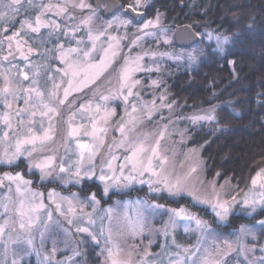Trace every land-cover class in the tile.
Wrapping results in <instances>:
<instances>
[{
	"label": "rangeland",
	"instance_id": "rangeland-1",
	"mask_svg": "<svg viewBox=\"0 0 264 264\" xmlns=\"http://www.w3.org/2000/svg\"><path fill=\"white\" fill-rule=\"evenodd\" d=\"M52 2V13L46 14V20H56L65 22V26L80 25L81 21L91 15L88 11H81L78 8H72L71 4H78L80 0H50ZM85 3L91 5L89 0H84ZM150 3L151 0H148ZM68 5V14L74 16L75 19L68 21L67 17H58L56 15L57 6ZM129 4V3H124ZM22 8V7H20ZM19 8V13H21ZM91 8L94 11L93 5ZM145 9L140 8L138 11L143 12ZM0 11H2L0 9ZM4 11V9H3ZM95 17L90 26L85 25L79 29V35L77 40L83 38L85 43L77 45L75 41L68 42L65 39V49L79 47L83 50H89L93 47L92 41L88 40L89 27L93 36L97 35L102 31H107L108 37L119 38V48H115L118 55L115 58L111 57L109 51L107 60L110 62L107 72L102 78L101 83L96 89H93L97 93V97L100 93L108 95L112 93L116 94L119 88L121 78V68L124 64V57L141 56L142 60L140 63L145 68H150L152 71L139 72L135 74V79L141 81V86L134 89L140 93V97L133 100L132 103L136 106V111L133 112L131 105L125 106L120 100L109 102L105 105L108 110L115 109V116L111 117L103 127L108 129L107 133L103 136L104 144L101 146L96 144L100 149L96 163L99 165L100 161L104 158H110L111 155H115L118 159L116 164L119 165L124 162L125 155H131L128 148L133 143L143 142L148 147H156L157 141H159V153L161 157H166V163L164 164V175L170 177L172 180L180 178L185 191L172 198H178L181 196L189 198L192 203L198 205L202 209L209 211L210 218L204 215H200L197 211L190 209L187 206H171L166 205L156 200H149L150 195L160 196L167 195V193L150 192L147 184L136 183L134 186L127 189H113L111 192H130L134 190V196H125L124 198H116L113 202L105 204L103 200H107L109 195L103 196L101 199L97 194L96 190L86 184L85 181L82 185H64L61 179L56 176L59 171L56 168L52 172V176L48 179L41 180V175L38 170H33L31 173L28 171V161L25 157H21L18 161L17 166H7L0 164V175L4 173H20L24 180L31 181L30 185L22 186L21 191H16V186L13 184L8 185L7 181L3 185H0V201L8 205V210H5L0 206V224L4 223L5 220L9 221V226L6 229L3 237H0V264H12L15 259L17 264H47L44 260V256L52 252L53 247L56 251L51 256L52 264H56L58 261H67V264H71L68 261L69 257L75 261V264H105V255H101V250L106 247L105 239L101 237L100 245L96 246L86 235H82L76 232L78 227H87L88 214H93L92 218L96 220V224L92 226L93 229H99L100 221L103 217V228L105 236H109L110 231V243L108 247H112L114 252H117L116 258L119 261L125 262V264H168L170 258L169 253L177 251L175 245H181L185 248H191L192 252L182 255L189 257V264L191 259H196L197 264H201V261L207 259L210 264H247V261L264 257V226L256 223V221L264 220V211H260L257 208L256 213H251V209H246L241 203L244 193L250 195L259 196V193L264 191L259 187V183L253 187L251 185V179L256 175V171L243 186H238L232 180L220 181L216 176L208 177L205 172V163L202 158V146L190 145V140L193 136V130L200 124H210V121H193V117L198 115H204L208 110L215 108L213 113L218 119L219 105H213L205 107L199 111L193 113H182L179 108L169 99L167 88L164 86L163 76L169 75L172 67H192L200 55L199 52L202 48L190 47L189 49L178 48L174 45V29L167 26L163 21L162 14L160 15L159 24L150 29L151 35H143L140 33L141 39L133 44L132 41L136 39L137 29L140 28L144 21L148 19H154L155 16L147 14L143 16L139 23H136L131 17L124 15L123 11L114 12L115 14L104 19L99 11V14L94 11ZM17 15V16H18ZM97 16H99L97 18ZM119 20H131L132 23L129 26H123L118 21L112 25V28H107V25L114 21L116 18ZM29 19L25 17V20ZM45 19V18H44ZM24 20L21 19L20 22ZM19 23V22H18ZM9 23L0 20V39H6L11 36L14 32L12 29L7 33L3 32L4 28L9 29ZM20 23L16 32L20 31ZM199 33V32H198ZM205 33H211L213 39L209 40ZM48 34V32H47ZM204 39L208 42H213L216 45L215 36L217 34L227 36L214 30L203 31ZM200 39L202 34L199 33ZM109 43L115 45V41H110L104 36H100L95 41V51L92 52L93 57H104L105 51L108 50ZM26 43L25 45H27ZM52 44V46H54ZM23 47V45H21ZM7 44L0 50V57H4L8 54ZM199 48V49H198ZM147 53V55H145ZM193 55L196 57L195 60H190L189 56ZM59 54L57 53V57ZM179 57V59H177ZM68 61L71 64H82L83 68L76 69L75 77L71 74L69 79L75 80L81 77V74L86 72L88 75L94 76L99 71L98 67L93 65H99V59H93L89 64L87 58L82 56V53H69ZM23 63V62H22ZM59 63V62H58ZM61 64V63H60ZM64 67L61 64L60 68ZM159 71H156V69ZM4 69H11L10 75L13 77L12 87L19 88L21 79L16 78V69L12 68L11 64L0 61V71ZM50 76H55V82H61V75H57L53 72ZM159 81V86H152V81ZM64 84L63 87H66ZM3 86V79L0 77V87ZM23 88H28L27 82H22ZM52 86V81H50ZM62 87V88H63ZM93 91H88L85 94H81L82 98L79 100L77 105L71 110L62 108V115L56 124V135L53 140L49 142L44 151H36L32 155V160H40L46 156L55 155L56 163L67 160L69 157L72 161L77 159L78 149L76 148L75 138H69L67 136L68 120L72 115V112H77L80 104L87 105L89 102L92 104V110L85 112H78L73 121V126L84 125L87 130H91V119L94 117L96 120H100L103 115L104 109H101L99 114L95 111V105L101 103V101L93 96ZM75 95V94H74ZM166 95V103L171 105V108L161 107L160 96ZM84 96V97H83ZM35 98V97H34ZM12 124L13 131L6 142L0 141V152L5 147H11L15 143V138L19 135L27 134V127L29 121V113H25L22 117L16 116V110L25 107H32L35 111L39 112L43 105L39 100L33 99L32 104L26 106L23 102V98L18 100H12ZM155 101V107L152 109V114L149 116L148 109L145 105H151V102ZM44 103H48V100H44ZM8 111L0 103V114ZM22 119L23 125L18 126V121ZM123 121V125L126 129L125 135L122 136L119 126ZM39 118L37 117V131L39 129ZM45 127L47 122L45 121ZM4 128L3 124H0V135H2ZM83 130V129H82ZM161 133L163 136L161 137ZM126 137V138H125ZM87 140L88 143H96L91 137L82 138V142ZM124 141L123 146H120V142ZM30 150V149H29ZM151 153H149L150 155ZM155 163V162H154ZM21 165L26 166L28 175L21 169ZM67 167V165H65ZM264 168V167H262ZM195 169V171H192ZM156 170L160 171L159 165L156 164ZM37 176V183H34L32 175ZM118 174V173H117ZM127 174V173H125ZM145 180L148 176L144 177ZM87 182H96L102 190V185L98 181L91 180ZM45 187L46 185H50ZM91 187V188H90ZM73 188L72 190H70ZM146 189L147 197L139 195L135 190ZM213 188L216 192L221 194L224 199H231L235 196L237 198V204L233 206L229 219L226 223H220L214 221V216L211 208L201 202H198L195 197L199 196L201 200L208 198L212 195ZM30 189V191H29ZM59 194L63 197H69L71 193H77L78 198L73 200V205L77 209L76 214L73 216L69 214L67 219L63 216H54L53 220L56 224H49L48 228L45 229L44 224H48L46 214L41 211L40 217L44 221V224H40L33 228L31 236L34 240L35 249H29L26 243H23L25 238L29 235L26 230L19 229V223L21 217L17 209L21 208L23 203V209L25 212L28 211L29 207L38 202H43L45 206H50L51 201L49 199V193L51 191ZM110 192V193H111ZM91 193L96 194V199L99 201L98 204L92 205L87 201L83 200V197ZM145 194V193H144ZM171 197V196H168ZM7 198V199H5ZM152 205H161L162 207L154 208ZM65 207L67 205L65 204ZM181 208L187 209L189 213L198 216V218L208 221L215 231L209 232L208 230H200L194 221L189 220L184 216H173L171 210H179ZM95 209V211H94ZM111 209V212L107 210ZM50 210V208H49ZM244 215L246 219L239 220L234 226L235 228L229 229V233H223L217 229L215 223L220 226H225L230 222L231 217L235 215ZM256 215L255 221H250ZM68 219H72L73 223L69 224ZM213 222H212V220ZM248 220V221H247ZM174 221V222H173ZM244 225L249 227L255 239L252 235L241 234L239 229ZM167 227L168 235L165 236L164 229ZM188 229V231H185ZM43 233V239L41 238ZM175 241V244L173 243ZM246 246L247 248H255L254 252L244 253L241 251V247ZM25 250L31 252L30 255L24 256L23 260H20V256ZM79 252L77 256L75 253ZM36 253H39L37 255ZM195 253V255H193ZM245 255L247 259H245Z\"/></svg>",
	"mask_w": 264,
	"mask_h": 264
},
{
	"label": "snow or ice",
	"instance_id": "snow-or-ice-1",
	"mask_svg": "<svg viewBox=\"0 0 264 264\" xmlns=\"http://www.w3.org/2000/svg\"><path fill=\"white\" fill-rule=\"evenodd\" d=\"M0 3L3 4L4 8V11H0V20L12 23L13 25L19 22L21 29L19 32H14L6 39H0V50L3 49L5 44H7L9 52L8 56L0 57V61H7L9 64H11L9 57L11 56L13 59L15 58V53L13 51L15 48V52H18L22 61L25 62V69H16V78L21 79L22 82H31L28 88H13L11 86L13 81V77L10 75L11 69H4L3 71H0V77L3 79V86L0 87V103H3L4 107L8 109V111L0 114V124H3L4 128L6 129L3 131L2 135H0V141L6 142L10 136V133L13 131L11 112L12 103L9 100V97H11L12 100L23 98V102L26 106L31 105L33 97H35L43 105L39 112L35 111L32 107H25L16 110L17 117H22L25 113L30 114L27 134H18V136L15 138L14 145L11 147H5L3 151L0 152V164L18 167L19 165L17 164V161L23 156L28 161V171L31 173L34 169L38 170L41 175V180L51 177L52 172L58 168L59 171L56 173V176L61 179V182L64 185H82L83 181L95 180L103 186L101 193L102 196L109 195L113 189H127L134 186L136 183L147 184L150 192L167 193L168 196L171 197L181 195L185 191L181 179L176 178L175 180H172L170 177L164 175V164L166 163L167 158L161 157L159 153V141H157L156 147H148L143 142L131 144V146L128 148V151L131 152V155H125L124 162L119 165L116 164L118 158L115 155H111L110 158L102 159L99 165L96 163L97 155L100 151L96 144L101 146L104 144L103 136L108 131V129L102 125L106 124L111 117L115 116V109L113 108L108 110L105 105L109 102L120 100L125 104L126 108L127 106L131 105L133 112L136 111V106L132 103V101L140 97V93L138 91H134V89L141 86V81L135 79V74L139 72L152 71V69L145 68L140 63L142 57H131L130 55L128 57H124V64L121 68L120 84L116 94L113 95L112 93H109L108 95H104L100 93L97 97V93L93 91V89L97 88V86L101 83L105 73L107 72L110 63L107 60L109 51L111 52L112 58H115L118 55V53L115 51V48H119V38L108 37L106 30L93 36L89 27L87 35L88 40L92 41L93 44L91 49L83 50L79 47L65 49L63 44L57 43L54 48L46 49L43 53L44 56L51 54L53 58L57 60V62L64 65V67L58 69H53L50 66L47 67L46 71L61 75V82L56 83L55 76L47 77L45 83H47V81H52V87L51 90L47 92L48 103H44L45 93L41 90L39 79L41 75V65L32 64L30 62V56L33 53V49L29 47L27 49L28 54H25V51L21 46L22 42L18 39V37L21 35L40 34L41 29H48V35L46 39L43 37V35H41L42 42L44 43L51 42L53 40L58 42L61 38H66L68 42L75 41L77 45L84 44L85 41L83 38L77 40L79 29L83 28L85 25L90 26L94 20L95 13L91 8V5L85 3L84 0H80L78 4H71L72 8H78L82 12L88 11L91 13V15L85 17L81 21L80 25H71L66 27L63 20L61 22H57L56 20L42 19V17L46 15V12L52 10L51 5H41L40 14L36 15L34 20L27 19L20 22L14 18L19 13V8L22 6V0H0ZM28 4L29 6H33L32 0H28ZM119 8L123 10L124 15L131 14L133 18H135L136 16H146L148 12L151 11V4L148 2V0H132V2L127 5V7L120 5ZM140 8H144L145 10L143 12H139L138 9ZM56 15L61 18L67 17L68 21L75 19L74 16L68 14L67 3L63 7H56ZM117 21L126 27L132 23L131 20H119L117 17L114 21L107 25V28H112V25ZM159 22V13L154 19H148L144 21L143 25L137 29L136 39L133 40L132 43L136 44L141 39V36L139 35L140 33H143V35H151L152 33L149 30L155 28ZM8 31H10V29H3L4 33H7ZM205 35L209 40L213 39V35L211 33H205ZM234 35H239V33ZM100 36H104L110 41H115L116 43L115 45H113V43H109L108 50L105 51L104 57H93L92 52L95 51V41L98 40ZM215 40L217 45L216 50H218L220 53H223L225 52V45L228 44L232 38L217 34L215 36ZM57 52L60 53L58 57L55 56V53ZM69 53H82V56L87 58V62L89 64L93 59H99V65H93L94 67H98L99 71H97L94 76L88 75L86 72H84L81 74L79 79L73 82V79L68 78L69 75L71 74L73 77H75L76 69L83 68L84 65L69 63ZM145 55H147V53H145ZM177 59H179V57H177ZM189 59L195 60L196 57L190 55ZM230 63L234 64L235 61H230ZM28 69L33 70L32 76L29 75ZM156 71H159V69L157 68ZM64 84H67V87H63ZM152 86H159V81L153 80ZM62 87L63 94L61 98L60 89ZM88 91H93V96L97 97L101 101V103L95 105L96 113L99 114L102 108L104 111L99 121L94 117H90L91 130H87L84 125L73 126V121L78 112H90L92 110L91 102H89L87 105L80 104L77 112H72V115L69 117L67 136L70 139L75 138L76 140V148L78 149V152L73 154L77 155V159L72 161L69 157L67 160L62 159L59 164L56 163L57 158L55 155L46 156L38 161L32 160L33 153L36 151H44L47 144L51 142L54 135H56V124L62 115L61 109L67 108L71 112V110L82 98L81 94H85ZM159 99L162 102V108H171V105L166 103V95L160 96ZM154 107L155 101L151 102V105H145V108L148 109L149 116L152 114V109ZM214 112L215 108L208 110V112L204 115H198L192 119L194 122H216V116L213 114ZM228 114L232 115L236 113H233L229 109ZM37 117L39 118L38 126L40 131L36 130ZM45 121L47 122V127L44 126ZM23 123V120L20 119L18 121V126L23 125ZM119 130L122 136H124L126 129L123 125V121L119 126ZM162 136L163 133H161V137ZM87 137H91L96 143L90 144L86 139L82 142V138ZM123 144L124 141L122 140L120 142V146H123ZM149 153L151 154L149 155ZM156 164L159 165L160 171L156 170ZM65 165H67V167H65ZM192 171H195V169ZM145 176H148L147 180L144 179ZM5 181H7L9 186L14 184L18 193L21 191L22 186L31 184V181L24 180L20 173H4L3 175H0V185H3ZM258 183L259 187L264 189V168H261L251 179V185L253 187H255ZM77 198V193H71L69 197H63L55 193L53 190L49 193V199L51 201L50 206H45L41 201L32 204L28 211L25 212L22 203L21 208L17 209L21 217L19 229L26 230L29 233L23 243H26L29 246V249H35L31 231L38 225L44 224V221L41 220L40 217L41 211H43L47 216L48 224H44L45 229H47L49 224L54 225L57 223L53 220L54 216H63L67 219L69 214L73 216L76 214L77 209L73 205V200ZM195 199L198 202L208 205L213 213L214 221H219L220 223H226L228 221L229 216L233 211V206L237 204V198L235 196L231 197L230 200L224 199L221 197L219 192H216L214 188L212 190V195L208 198L201 200L199 196H196ZM83 200L89 202L93 206L99 203V201L96 199L95 193L86 195L83 197ZM241 203L246 209H251V213H249V215L256 213L257 208H259L260 211H264V191L260 192L259 196L244 193ZM65 204L67 207H65ZM0 206L4 208L6 213L8 210V205L0 201ZM152 207L159 208L162 206L152 205ZM107 211L111 212V209ZM171 212L173 216H184L189 220L194 221L197 227L202 231H215L208 221L202 220L198 218V216L189 213L187 209L181 208L179 210H171ZM92 215L93 214H88L89 218L87 224L89 226L78 227L76 232L86 235L88 239H90L96 246L100 245L101 237L105 239L106 247L102 249L100 253L101 255H105V264H125V262L119 261L116 258L118 250L117 252H114L112 247L107 246L110 243V231L109 236L106 237L103 228L104 218H101L99 229H93L92 226L96 224V220L92 218ZM67 222L72 224L73 220L68 219ZM256 223L264 226V220L256 221ZM8 226V220H5L4 223L0 224V237H3ZM185 231H188V229H185ZM239 231L244 235H252L253 239L256 238L249 227L242 225ZM164 234L165 236L168 235L167 227L164 229ZM41 238L43 239V233H41ZM173 243L175 244L174 240ZM175 247L177 251L169 253L170 258L168 260V264H189V257L182 254L190 253L192 252V249L182 247L181 245H175ZM55 251L56 249L53 247L52 252L44 256V260L47 261V264H52L51 256L55 253ZM241 251L246 254L248 252H254L255 248H247L246 246H242ZM30 254V251L25 250L20 256V260L22 261L24 256ZM36 254L39 255V253ZM75 255L79 256L80 253L77 252ZM193 255H195V253ZM245 259H247L246 255ZM68 261H71V264H75V261L72 259V257H69ZM12 264H17V261L14 259ZM56 264H67V261H58ZM190 264H197V260L191 259ZM201 264H210V261L205 259L201 261ZM247 264H264V257L259 258L258 261L256 259L247 261Z\"/></svg>",
	"mask_w": 264,
	"mask_h": 264
},
{
	"label": "trees",
	"instance_id": "trees-1",
	"mask_svg": "<svg viewBox=\"0 0 264 264\" xmlns=\"http://www.w3.org/2000/svg\"><path fill=\"white\" fill-rule=\"evenodd\" d=\"M119 1L122 4L132 2ZM150 4L148 14H162L164 23L170 28L188 24L202 34L199 43L194 45L202 48L194 65L172 67L173 71L162 77L164 86L170 101L182 113L219 105L217 121L198 125L193 130L190 145L202 146L208 177L217 175L220 181L228 179L237 187L243 186L264 167V0H151ZM205 30L232 38L225 45V52L220 53L213 42L204 39ZM236 33L239 35H234ZM229 109L238 115H229ZM21 169L25 175L29 174L26 166L21 165ZM31 177L36 184L37 176L33 174ZM86 184L103 199L101 187L96 182L85 181V188ZM48 186L51 184L45 187ZM135 191L147 197L145 188ZM133 193L134 190L111 192L103 201L108 204L116 198L132 197ZM148 197L166 205H184L200 215L211 217L209 211L184 196L172 198L163 194ZM244 219L240 214L232 216L225 226L214 225L221 232L229 233L236 222ZM249 219L255 221L256 215Z\"/></svg>",
	"mask_w": 264,
	"mask_h": 264
},
{
	"label": "flooded vegetation",
	"instance_id": "flooded-vegetation-1",
	"mask_svg": "<svg viewBox=\"0 0 264 264\" xmlns=\"http://www.w3.org/2000/svg\"><path fill=\"white\" fill-rule=\"evenodd\" d=\"M89 1L91 2V5H93V7H94V11H96L97 14H99V11H100V13L103 17L102 12H103V8H104L105 4H102V6L98 7V6H96V4L92 0H89ZM32 4H33V6H29L28 0H22V6H21L22 8H20L21 13L18 16H16L14 19H16L17 21H21V19L25 20V17H28L29 19L34 20L36 15L40 14V11H41L40 6L41 5H51L52 6V2H50V0H32ZM121 5L126 6L127 4L121 3ZM0 9L2 11L4 9L2 3H0ZM118 11H123V10L119 9L116 12H118ZM48 13H52V12L51 11L46 12V14H48ZM46 16L47 15H44L42 17V19L45 18V20H46V18H47ZM98 17L99 16H97V18ZM103 18L106 19L109 17H103ZM18 24H19L18 22L15 23V25H13L12 23H9V25H8L9 29H12L13 32L14 31L16 32V29L18 28ZM47 32H48V29H41L40 34L21 35L18 37V39L22 42L21 45H23L22 48L24 49L25 54H28L27 49L29 47H31L33 49V53L30 56V62L32 64L41 65V69H40L41 75H40L39 79H40L41 90L44 91V93H45L44 100H48L47 92L49 90H51V87H52V86H50V81H47V83H45V81L47 80V77L50 76V73H51L50 71H46V69L48 66H50L53 69H58V68H60L61 64L58 63L57 60L55 58H53V56L51 54H49L48 56H44L43 53L45 52L46 49L54 48L57 45V43L63 44L65 46L66 42H67L65 39L61 38L58 42L53 40L51 42L44 43V42H42L41 35H43V37L46 39L47 35H48ZM26 43H28L27 44L28 46L25 45ZM54 43H55V45L52 46V44H54ZM187 49H189V48H187ZM7 51H8V48H7ZM13 51L15 53V58L13 59L11 56L9 57V59L11 60V67L12 68L25 69V62L22 61L18 52H15V48L13 49ZM57 53L60 55L59 52H57ZM57 53H55V56H57ZM8 55H9V52L6 56H8ZM5 62H7V61H5ZM28 73L30 76H32L33 70L28 69ZM30 84H31V82L28 81L27 85L30 86ZM18 87L23 88L22 82L19 83ZM66 87H67V85H66ZM62 94H63V88L60 89L61 98H62ZM33 99H36V98L33 97Z\"/></svg>",
	"mask_w": 264,
	"mask_h": 264
},
{
	"label": "water",
	"instance_id": "water-1",
	"mask_svg": "<svg viewBox=\"0 0 264 264\" xmlns=\"http://www.w3.org/2000/svg\"><path fill=\"white\" fill-rule=\"evenodd\" d=\"M96 6L100 7L105 4L103 8V17H109L119 10L121 2L119 0H92ZM127 7V5L125 6ZM141 12V11H139ZM131 17L136 23H139L142 19L140 16L133 18L131 14L127 15ZM174 45L182 48H190L200 41L199 33L188 24L177 25L174 28Z\"/></svg>",
	"mask_w": 264,
	"mask_h": 264
}]
</instances>
